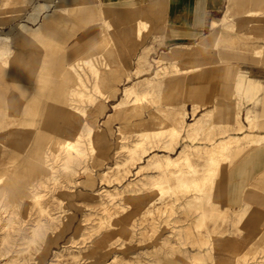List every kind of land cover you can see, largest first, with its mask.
<instances>
[{
	"label": "rangeland",
	"instance_id": "374dc122",
	"mask_svg": "<svg viewBox=\"0 0 264 264\" xmlns=\"http://www.w3.org/2000/svg\"><path fill=\"white\" fill-rule=\"evenodd\" d=\"M244 1L235 0L239 11L248 6ZM249 3L253 7L255 0ZM149 9L113 8L101 0H0V172L7 175L0 182V264H187L196 257L203 264H264V174L245 189L238 209L226 206L224 182L229 167L261 142L236 135L241 126L236 113L250 100L242 96L244 81L237 83L239 95L232 83L240 72L264 78V23L252 20L243 27L242 15L235 14L234 29H224L218 48H207L194 62L178 61L181 67L174 72L172 61L158 58L181 43L164 41L161 11ZM225 11L224 0L215 18ZM234 34L244 38L228 44ZM201 38L182 43L195 47ZM259 48L260 56L250 58ZM198 64L206 68L181 70ZM94 67L103 82L97 90ZM210 70L224 76L220 86L204 88L209 80L192 78ZM143 78L155 83L153 94L139 111L124 112L129 100L122 91ZM79 93L94 102L81 101ZM118 103L122 108L116 113ZM75 109L80 113L73 117ZM257 109L264 111V94ZM207 110L213 114L203 130L194 139L186 137L188 123ZM184 113L181 140L164 148L167 137L153 138L140 159L116 168L126 159L125 147L139 139L137 130L155 129L158 116L181 121ZM83 114L102 138V146L95 143L92 151ZM21 121L28 124L18 136L2 135ZM65 137L79 139L85 150L68 168L59 148ZM220 140L233 147L217 164L203 162L198 156ZM183 149L201 178L209 175L201 204L192 190L163 197L144 187L158 170L137 174L150 157L163 161ZM177 168L188 170L180 161L165 171ZM202 213L206 223L199 228Z\"/></svg>",
	"mask_w": 264,
	"mask_h": 264
},
{
	"label": "bare ground",
	"instance_id": "6f19581e",
	"mask_svg": "<svg viewBox=\"0 0 264 264\" xmlns=\"http://www.w3.org/2000/svg\"><path fill=\"white\" fill-rule=\"evenodd\" d=\"M258 5L259 6L256 10L249 12V14L244 16V18L241 20L243 27H245V24L247 22L252 21V20H255L256 22H258L260 24L264 23V1H260ZM234 8H235L234 0H228V11L224 14V16L220 20H212L211 27L213 29H212L211 33L202 35L201 41L199 42V44L197 46H195V47H193L192 45L174 46L173 48H170L168 51H163L161 53V55L159 56L158 60L159 61H163V60L172 61L174 63L172 65V67L174 68L173 71L176 72V71H178L177 69L179 67H181V66L176 65V63L178 61L185 59V60L194 62L195 60H197L200 57L201 53L203 54V52L207 48H209V47H212L214 49L218 48L220 46V44H222V42H224L225 37H226L225 34L219 30V28L226 26V28L233 29V27H234V21L232 20V13H233ZM247 18H248V20H246ZM230 20L232 21V24L231 25H225V22L230 21ZM228 36H229L227 39L228 44L235 43V38H244L243 35H238L237 37L234 35H228ZM241 48L244 49V48H246V46L241 45ZM260 49L252 50L251 53L254 56L259 55L261 52ZM205 68H206L205 64H198V65H188V66L186 65V66L182 67L181 70H184V71L193 70L194 72H200ZM92 73H93L92 76L94 79L93 86L97 90L100 85H103V82L100 79V74L98 73V68L94 67L92 69ZM164 73L168 74V71H165ZM132 75H133V73H132ZM138 87L144 88L141 93L138 92ZM154 88H155V83L148 81L147 78H143V79L139 80L138 83H133L131 86L125 87L124 90L122 91V97L124 100H129V103H127L125 105L123 104L124 105L123 106L124 112L139 111L146 104V102L148 100L147 96L153 94ZM78 97L80 98L81 101H85V100H88L89 102L93 101L91 99L92 96H89V95H84V94L81 95L79 93ZM119 108H122L120 103L115 104L114 111L117 113ZM196 110H198V109L196 108ZM78 113H80L78 111V109L72 110L73 117L77 116ZM212 114H213V110L212 111L209 110L208 112L207 111L203 112L201 114V116L198 117L195 121L192 120L193 122H189L187 125V129H186V137L194 139L195 136H197L199 134V132L203 130V128L205 127L206 122L208 120L207 118H209ZM183 115H185V113L182 114V118H181L182 120L180 119L181 121H179V119H173V118H169L166 116H158L155 119V125H156L155 129L150 130V129L144 128L142 130H137L136 134L139 137V139H137V141H135L132 144V146L125 147L126 159L121 165L115 163L116 168L117 169H121V168L125 169L128 165L134 163L136 161V158H139L138 156L140 155V153H144V151H145L144 149H145L146 144H148L153 138H157V137H161V136L167 137V140L163 144L164 148H166L170 145L172 146L180 138H183L184 136L182 135L181 130L178 128V125L180 124V122L183 121ZM109 116H110V114L108 115V117ZM81 117L85 119L86 123H88L87 129H86L87 135L89 136L88 147L92 151L95 148L94 147L95 143L101 145V143H102L101 134H100L99 129L95 125L90 124L88 122V120H86V117L84 116V114L81 115ZM236 118H237V120L239 119V112L236 113ZM245 120L247 122H249L248 117H246ZM27 124H28L27 122L21 121L18 125V128H16V130L14 129L15 132H14V130H6L2 135L14 134V136H18L20 134V132L24 131ZM239 125H241V122H239ZM242 130H243V126L242 127L240 126L238 131L241 132ZM249 133H251V132H249ZM236 135H237V133H236ZM257 137H259V139H264V136H257ZM230 138H233V137H230ZM244 138L247 141H252L254 139L252 134H246V135H244ZM59 140H58L59 141V148L63 152L61 160H63L62 162L64 163V168H68L70 164L77 163L78 161H80L85 156V150H84L83 144L81 143V141L79 139H75L74 137L73 138L65 137V138H60ZM3 144H5V143H3ZM230 147H233L232 142L230 140H228L226 142L223 140H220V142L212 150L205 151L204 157H202V156H198V157L201 158L203 160V162H205L206 164H209V165L210 164H217L218 163L216 160L217 157H220L222 155V152L224 150H226L227 148H230ZM100 149H101V147H100ZM170 156H165V159L163 161H161L160 159L152 160L151 159L152 157H150L147 160L148 161L147 164L140 166L139 170L137 171V174L140 171L144 172V170L146 171L150 168H152V170L153 169L158 170V173L156 175H154V176L151 175V176L146 177L145 180L147 182L143 183V186L144 187H146V186L150 187L151 190H154L156 192L157 196H163V195L167 194L168 192H172V191L174 192L175 190H177V191L182 190V189L192 190L196 194V196L194 197V202L197 204H201L202 201H204L203 200L204 197L202 194L205 191L203 188V182H206L207 180H209L208 179L209 175H204L201 178V176L199 175V171L194 169L193 161L191 158V153H189V151L187 149L181 150L180 153L176 157H170ZM180 161L185 163V165L188 168L187 171H182L179 168H177V170L174 172L165 171V169H168L170 167L176 168V166L179 164ZM5 173H6L5 171L0 172V182L2 181L3 178H5L7 176ZM141 174H142V172H141ZM113 179H114V177H113ZM124 191H125V189H124ZM34 195H37V194H34ZM137 195H138V200L143 199V196H141V193H138ZM110 196H111V194H110ZM187 203L189 205V203H191V202H187ZM37 208H39V207H37ZM215 213H216V210L215 211L212 210L209 214V217L210 218L214 217ZM205 223H206V215H205V213H202L201 214V221H200L201 227H199V228H202V226L205 225ZM234 223H236V222H234ZM249 227H251V226H249ZM195 228H193V229L195 230ZM199 230L200 229H198V231ZM187 264H203V259L201 257H196L195 259L188 261Z\"/></svg>",
	"mask_w": 264,
	"mask_h": 264
},
{
	"label": "crops",
	"instance_id": "0c3cea01",
	"mask_svg": "<svg viewBox=\"0 0 264 264\" xmlns=\"http://www.w3.org/2000/svg\"><path fill=\"white\" fill-rule=\"evenodd\" d=\"M250 1L252 0H245L243 4L248 2V6H245L244 9L239 11V9H237L239 4L234 0L235 8L232 14L233 21V16H235V14L240 13L242 15L241 21L249 12L256 10L259 6V2L264 0H255L253 7L251 6L252 4L249 3ZM101 2L109 7L121 9L133 6L146 7L147 9L152 7L154 8L153 11L157 12L159 8L161 11L162 30L165 35L164 41H178L181 43L175 44L174 46L191 45L182 42L194 40L201 35L210 34L213 29L211 27L212 20H220L228 11V0H225L226 11L222 16L217 18L215 17L221 10L224 0H101ZM40 14L41 11H38L37 16ZM157 18L158 16H155L154 20L156 21ZM231 24V20L225 22V25ZM207 28L208 33L204 34ZM224 29H226V26L219 28L222 32ZM223 33L227 35L225 32ZM234 36L237 37L238 35L234 34ZM261 50L262 48L260 51ZM260 54L256 56L250 54L249 57L256 58L260 56ZM196 77H204L209 80L207 82L211 84L206 86L205 83L204 88L210 89L213 88L208 86L215 85V87H218L224 79V76H221L219 72L217 73L214 70L207 72L203 71L200 75H195L192 78L194 79ZM243 81L245 90L242 91V96L249 99L250 102H246L247 105H245V109L239 112V119L241 126H243V130L238 132L237 135L244 137L246 134H252L257 142H261L248 150L228 169L227 177L224 180L226 184L225 204L230 209H238L243 205L245 189L254 184L259 175L264 174V139H259V137H257L264 136V111L261 112L257 109V105L262 99V94H264V78L252 77L245 72H240L233 79L232 85L234 86V94L236 93L239 95L236 89L237 83ZM184 96L187 97V100L191 98L189 92L187 95L184 93ZM243 101L245 102L246 100ZM208 111L209 110H207V112ZM246 117L249 118V122L245 120ZM234 126L236 129L237 126Z\"/></svg>",
	"mask_w": 264,
	"mask_h": 264
}]
</instances>
